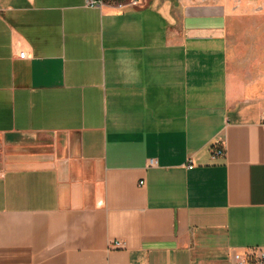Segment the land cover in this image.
Here are the masks:
<instances>
[{"label":"crops","instance_id":"crops-1","mask_svg":"<svg viewBox=\"0 0 264 264\" xmlns=\"http://www.w3.org/2000/svg\"><path fill=\"white\" fill-rule=\"evenodd\" d=\"M106 3L0 0V264L264 249V0Z\"/></svg>","mask_w":264,"mask_h":264},{"label":"built area","instance_id":"built-area-1","mask_svg":"<svg viewBox=\"0 0 264 264\" xmlns=\"http://www.w3.org/2000/svg\"><path fill=\"white\" fill-rule=\"evenodd\" d=\"M139 2L140 0H129L127 3H114V5L118 8H123L126 6L132 7L133 5L138 4ZM84 4L87 8L91 9L101 8L107 5L105 0H84ZM19 58L24 59L25 52H20ZM212 152L214 156L224 155V150L221 145H219V147L217 149H214ZM155 164L156 162L154 160L149 161L150 166H154ZM140 185H143V182H140ZM113 245L114 248H119L121 244L119 242H115ZM234 262L235 264H264V249L257 248L247 254L236 253L234 255Z\"/></svg>","mask_w":264,"mask_h":264},{"label":"rangeland","instance_id":"rangeland-1","mask_svg":"<svg viewBox=\"0 0 264 264\" xmlns=\"http://www.w3.org/2000/svg\"><path fill=\"white\" fill-rule=\"evenodd\" d=\"M246 20H248V22L251 21V20H253V21H255V20L262 21L263 20L264 21V14L260 15L258 17H255V18L254 17H247ZM247 31H248L247 28L243 29V33L247 32ZM243 33H242V36L245 35ZM245 41H248V37H245V39H242V42L245 43V44H243V52H246L248 50V43L245 42Z\"/></svg>","mask_w":264,"mask_h":264},{"label":"trees","instance_id":"trees-1","mask_svg":"<svg viewBox=\"0 0 264 264\" xmlns=\"http://www.w3.org/2000/svg\"><path fill=\"white\" fill-rule=\"evenodd\" d=\"M106 2H115V3H121V2H126L128 0H105Z\"/></svg>","mask_w":264,"mask_h":264},{"label":"water","instance_id":"water-1","mask_svg":"<svg viewBox=\"0 0 264 264\" xmlns=\"http://www.w3.org/2000/svg\"><path fill=\"white\" fill-rule=\"evenodd\" d=\"M134 8H144L145 6H142L141 4H135L133 5Z\"/></svg>","mask_w":264,"mask_h":264}]
</instances>
